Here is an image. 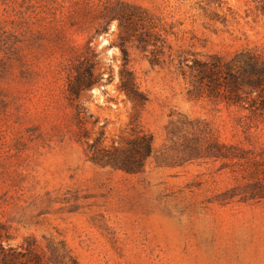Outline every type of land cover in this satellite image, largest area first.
I'll list each match as a JSON object with an SVG mask.
<instances>
[{
	"label": "rangeland",
	"instance_id": "obj_1",
	"mask_svg": "<svg viewBox=\"0 0 264 264\" xmlns=\"http://www.w3.org/2000/svg\"><path fill=\"white\" fill-rule=\"evenodd\" d=\"M119 4L150 16L144 45L101 13ZM87 45L85 142L65 89ZM241 51L264 59V0H0L2 245L62 264H264V117L188 77ZM139 132L153 139L140 172L90 160L99 133L120 150Z\"/></svg>",
	"mask_w": 264,
	"mask_h": 264
},
{
	"label": "trees",
	"instance_id": "obj_2",
	"mask_svg": "<svg viewBox=\"0 0 264 264\" xmlns=\"http://www.w3.org/2000/svg\"><path fill=\"white\" fill-rule=\"evenodd\" d=\"M101 13L109 18L108 23L116 20L119 27L125 31L135 33L137 29L134 27L142 28L144 32H140L138 36L141 45L146 43V37L151 36L149 32L154 27L151 18L138 6L119 4L111 8L106 7ZM84 51V54L78 57L80 60L73 64V72L67 69L68 80L65 92L70 106L74 108L78 129L77 139L87 142L89 138L86 134L85 111L76 101L82 92L90 89L97 82V76L85 56L86 52L93 50L87 45ZM123 55L126 56L124 50ZM188 77L193 90L197 93L205 91L208 97L218 98L228 105L247 110L252 116L264 117V59L259 55L251 51H241L228 61L213 55L204 62L195 63V68H190ZM120 89L133 101L138 103L145 101L129 71H121ZM101 140L102 133H99L93 139V143L88 145L90 160L128 173L140 172L152 152V136L142 132L135 134L126 143V147L120 150L98 148ZM0 264H62V262L54 255L45 257L36 250L34 242L27 241L26 248L4 247L0 242Z\"/></svg>",
	"mask_w": 264,
	"mask_h": 264
}]
</instances>
